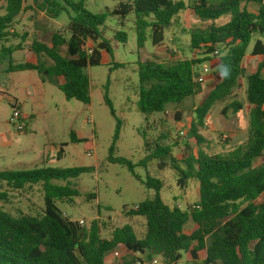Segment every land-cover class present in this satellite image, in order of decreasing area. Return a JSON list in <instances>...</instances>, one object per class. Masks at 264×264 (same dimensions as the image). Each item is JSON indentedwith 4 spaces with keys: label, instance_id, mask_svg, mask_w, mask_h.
I'll list each match as a JSON object with an SVG mask.
<instances>
[{
    "label": "trees",
    "instance_id": "trees-1",
    "mask_svg": "<svg viewBox=\"0 0 264 264\" xmlns=\"http://www.w3.org/2000/svg\"><path fill=\"white\" fill-rule=\"evenodd\" d=\"M4 1V14H0V73L35 71L43 83L58 86L67 100L88 105L90 79L85 71L100 66L103 54L111 53V41L105 36L109 18H118L124 27L127 17L132 15L137 46L142 50L148 40L154 47L163 45L165 31L174 26L181 12L188 10L202 23L200 29L191 33L190 49L195 56L168 64L157 59L139 62V111L148 121L153 114L165 113L170 104L179 105L200 95L203 86L196 80L198 70L209 62L216 65V83L195 109L190 138L199 143L197 129L205 124L213 106L242 89L245 80L250 111L247 141L229 153L199 158L188 155L182 161L185 169L170 157L183 192L189 181L199 184V199L194 206L184 210L178 206L170 208L160 196L162 181L147 177L144 184L156 192L154 198L127 213L129 217L146 220L143 238L137 236L130 224L115 228L110 238H104L100 219L86 227L71 221L58 208L57 202H71L79 196L72 181L92 168L0 171V264H108L107 257L115 251L124 253L119 264H151L155 257L165 264H178L183 254L186 264H264V161L256 164L264 158L261 39L251 51L252 57L261 58L256 70L246 75L243 67L253 37L264 38V0H130L98 14L87 9L85 0H31L28 6L26 0ZM26 11L53 21L66 11L69 23L52 35L50 44L33 40L26 45L29 34L20 35L15 29L18 17ZM227 16L228 22L217 24ZM126 38V33L117 32L114 40L126 43ZM17 39L20 42L13 44ZM26 49L36 56L35 63L14 60L15 53ZM59 78L63 83L58 82ZM105 103L115 116L108 95ZM229 107L234 112L243 108L238 102ZM120 129L118 121L109 161L133 171L129 160L112 156ZM72 140L82 141L75 133ZM150 146L146 143L147 151ZM170 152V146L156 144L148 159H159V166L164 168ZM63 153L61 148L59 158ZM36 185L43 189L42 216L13 217L3 210L1 203L9 198L5 187L23 191ZM89 197L95 199L96 195ZM189 224L192 228L187 231Z\"/></svg>",
    "mask_w": 264,
    "mask_h": 264
},
{
    "label": "rangeland",
    "instance_id": "rangeland-1",
    "mask_svg": "<svg viewBox=\"0 0 264 264\" xmlns=\"http://www.w3.org/2000/svg\"><path fill=\"white\" fill-rule=\"evenodd\" d=\"M128 1L130 0H85V3L90 12L98 14ZM30 3L31 0H26L25 6ZM4 6L5 1L0 0V13L4 12ZM67 11L72 15L70 9ZM229 20V16L222 17L217 24H224ZM68 23L69 14L66 11L54 21L42 14L33 16L32 11H26L18 17L15 29L20 35L29 34L26 45H30L33 40L50 44L52 35L66 28ZM120 24L118 18L108 19L105 36L111 41V53L103 54L100 66L90 67L85 71L90 79L91 103L88 105L74 99L67 100L58 86L43 83L35 71L0 73V171L48 167L92 168L91 172L72 181L79 196L71 202H57L58 208L71 221H84L83 226L86 227L93 220L100 219L104 238H110L115 228L127 224L134 227L139 238H143L146 220L142 217H129L127 213L135 210L140 203L154 198L156 192L144 184L147 177L162 181L160 196L170 208L178 206L184 210L194 206L199 199V184L191 180L183 192L178 187L177 173L170 165V157L185 169L182 161L188 155L199 158L204 155L227 154L238 145L246 143L250 106L246 101L245 80L242 89L213 106L205 124L197 129L201 137L199 143L190 138L195 109L216 83V65L209 62L201 65L198 70L200 74L204 65L209 68L200 95L190 97L179 105L170 104L165 113L153 114L147 121L137 105L138 63L146 59H157L159 63L168 64L194 57L195 53L190 49L191 33L200 29L202 23L190 11L181 12L174 26L165 31L166 44L159 51L150 40L142 50L138 49L132 15L127 17L124 27ZM117 32L126 33V43L114 40ZM258 39L264 42V38L255 35L243 62L246 75L256 70L258 59L253 58L250 53ZM19 42L17 39L12 43ZM62 53L66 54L65 49ZM14 58L17 63L36 62V56L27 49L16 53ZM58 82L62 83V78ZM106 95L112 103L115 116L105 103ZM15 99L28 116L24 118L26 130L20 133L14 127L17 122H12L16 105L13 107L11 103ZM234 102L240 103L242 110L234 112L229 109ZM118 121L121 129L112 156L129 160L133 171L109 161ZM72 133L82 141L73 142ZM146 143L151 145L149 151ZM156 144L171 147L170 156L165 157L164 168L159 166V159H148L149 154L155 151ZM61 148L64 153L59 158ZM89 153L92 155L88 156ZM262 161L264 158L258 159L256 164L259 165ZM4 189L9 195L8 201L1 203L6 213L13 217L42 216L44 198L41 185L23 191L6 187ZM91 194L96 195V198L90 199ZM191 228L189 224L186 230L190 231ZM115 252L107 257L108 264L121 262L124 253L117 251L119 255L115 256ZM154 259L158 264H165L160 257ZM178 264H186L185 254Z\"/></svg>",
    "mask_w": 264,
    "mask_h": 264
},
{
    "label": "built area",
    "instance_id": "built-area-1",
    "mask_svg": "<svg viewBox=\"0 0 264 264\" xmlns=\"http://www.w3.org/2000/svg\"><path fill=\"white\" fill-rule=\"evenodd\" d=\"M89 52L91 53L92 49H90ZM214 54L216 55L217 53L215 52ZM203 67H204L203 71L198 75V77L196 79L197 82H199V83H203L206 76L209 73V68L206 65H204ZM24 121L25 120L23 119L20 110L18 108H16V106H15L14 111H13V116H12V122H17V123H14V127H15L17 132L20 133V132H24L26 130V124ZM91 155H92L91 153L88 154V156H91ZM79 223L81 225H83L84 221H80ZM118 255H119V253L116 252L115 256H118ZM151 264H158V261L154 260Z\"/></svg>",
    "mask_w": 264,
    "mask_h": 264
},
{
    "label": "crops",
    "instance_id": "crops-1",
    "mask_svg": "<svg viewBox=\"0 0 264 264\" xmlns=\"http://www.w3.org/2000/svg\"><path fill=\"white\" fill-rule=\"evenodd\" d=\"M3 10H4V7H3ZM0 14H4V12H3V13H0ZM43 16H44V15H43ZM51 21H53V20H51ZM165 44H166V43L164 42L163 45H161V46H159V47H156V50H157V51L162 50L161 48L164 47ZM23 51H25V50H23ZM21 52H22V51H21ZM174 52H176V50H175ZM17 53H19V52H17ZM15 54H16V53H15ZM15 54H14V56H15ZM157 54H158V53H157ZM250 55H251V53H250ZM14 56H13V57H14ZM247 56H248V54H247ZM247 56H246V57H247ZM253 58H257V57H253ZM257 59H258V63H259V62L261 61V58H257ZM14 60H15V58H14ZM15 61H16V60H15ZM32 63H33V62H32ZM59 79H60V78H59ZM40 80H41V79H40ZM62 80H63V79H62ZM59 83H60V82H59ZM62 83H63V82H62ZM11 104L14 105V106L16 105V107L21 106V104L19 103V101L16 100V99H15V102H14V103H11ZM18 105H19V106H18ZM19 109H20V111H21V109H22L21 114H22L23 119H24V118H28V116H27L26 114L23 113V107L21 106ZM107 262H108V261H107Z\"/></svg>",
    "mask_w": 264,
    "mask_h": 264
}]
</instances>
